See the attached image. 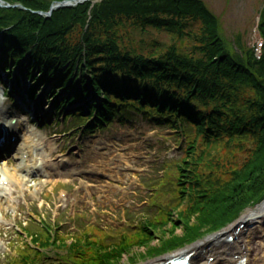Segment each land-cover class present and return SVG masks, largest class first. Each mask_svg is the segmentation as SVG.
<instances>
[{"label":"trees","instance_id":"obj_1","mask_svg":"<svg viewBox=\"0 0 264 264\" xmlns=\"http://www.w3.org/2000/svg\"><path fill=\"white\" fill-rule=\"evenodd\" d=\"M1 1L21 8H0V70L25 74L32 98L49 86L56 113L78 130L141 115L175 132L185 148L164 178L175 203L159 218L114 245L90 242L86 234L67 244L42 221L38 233L20 227L30 241L9 264H38L42 253L33 248L74 251L84 258L78 264H121L123 255L139 264L220 232L264 201V6L258 57L240 36H225L203 0H101L49 18L38 13L71 0ZM152 30L172 41L141 39L145 48H136L134 35ZM133 248L145 252L136 256Z\"/></svg>","mask_w":264,"mask_h":264},{"label":"rangeland","instance_id":"obj_2","mask_svg":"<svg viewBox=\"0 0 264 264\" xmlns=\"http://www.w3.org/2000/svg\"><path fill=\"white\" fill-rule=\"evenodd\" d=\"M203 1L220 17L228 39H234L238 35L249 47L261 48L262 41L257 26L264 0ZM141 39L147 40L148 44L151 39H157L162 44L172 41L169 35L153 30L149 31L148 36L136 33L132 38L136 48H145L139 45ZM3 76L7 80L9 92L13 91V97L16 99L23 98V88L33 87L25 75L19 72H14L8 79ZM36 78L41 80L39 75ZM16 81L20 85L19 88ZM15 89L21 90L18 97ZM39 89L41 91L31 101L30 111L25 106H22V109L15 107V103L8 106L7 99L2 98L0 90V110L3 113L11 112L17 122L22 121L26 125H20L23 127L21 140L8 159L0 161V171L18 174L21 149L29 142L42 146L54 144L56 151V156L50 160L47 158L49 152L43 147L35 150L28 165L31 168L39 167L40 170L31 171L27 176L19 173L28 190L17 192L2 206L0 264H9L19 256V248L25 242L28 243V238L19 231L22 225H25L26 230L38 232L41 229L38 220H42L45 224L59 227L58 233L67 236L69 241L76 240L82 230L93 235V241L103 240L104 235L97 230L101 228L106 234L104 244H113L118 241L120 235L135 232L144 219L159 218L160 213L169 210L175 203L173 195L170 194L173 185L166 184L167 180L164 178L171 169L170 165H174L183 156L185 148L182 138L169 129L155 126L140 115L133 114L126 117L127 119H116L112 125L101 131L89 129L88 132L81 133L72 130L74 125L71 119L63 123L61 116H58L54 120L55 109L53 101L48 100V87L41 86ZM24 99L26 103L30 102L25 97ZM81 105L86 107L84 102H81ZM33 109L35 112L32 114ZM26 113L30 117L37 116V125L33 123L30 127L32 119L28 122L26 118H19ZM96 189L101 194H98ZM158 191L160 193L157 197ZM250 209L244 211L240 217ZM171 218L174 221L176 213H172ZM239 223L240 221L230 224L225 229ZM245 230L246 228H238L237 232L242 233ZM175 233L182 235V229L177 227ZM213 236L215 235H208L202 241ZM223 242H226V237ZM156 243L157 240L154 239L152 245ZM196 243L198 241L193 244ZM232 243L233 241L226 244ZM192 245L139 264L166 261ZM130 252L138 256L144 253L145 249L133 248ZM44 253L39 264H76L83 261L69 259L51 250ZM129 256L123 255L121 264H128ZM208 261L210 262L209 259ZM240 261L242 259L238 264Z\"/></svg>","mask_w":264,"mask_h":264},{"label":"bare ground","instance_id":"obj_3","mask_svg":"<svg viewBox=\"0 0 264 264\" xmlns=\"http://www.w3.org/2000/svg\"><path fill=\"white\" fill-rule=\"evenodd\" d=\"M85 1L95 2L96 0H74L72 3L78 4ZM24 100L25 99H22V102L26 104ZM0 124L7 125V122L0 119ZM8 129V132L11 134L18 135L19 131L17 127L9 125ZM53 146L54 144H44V146H42L29 142L23 148V150H25L23 155L27 154L28 158L31 159L35 150H40V148L43 147L45 151L49 152L47 158L51 160L56 156V151ZM28 164L29 162L23 161V166L19 169L18 173H24L27 176L31 171L38 172L40 170L39 167L31 168ZM0 173H2L0 174L1 212L3 204L9 202L12 196L21 188L28 190V187L25 180L20 179V175L16 172L10 174L8 171L3 170L0 171ZM96 191L98 194L100 193L98 189H96ZM239 221L240 223L238 225L230 226L221 234L205 239L204 241L198 242L180 251L179 255L193 252L195 255L192 258L193 264H238V261L241 259L245 261L239 264H264V202L254 209L248 210L246 214L240 217ZM241 224L246 226V230L242 233H238L237 229ZM229 235L235 237L232 244L223 242V239ZM204 257L205 260L207 259L206 261Z\"/></svg>","mask_w":264,"mask_h":264},{"label":"water","instance_id":"obj_4","mask_svg":"<svg viewBox=\"0 0 264 264\" xmlns=\"http://www.w3.org/2000/svg\"><path fill=\"white\" fill-rule=\"evenodd\" d=\"M74 1V0H73ZM64 2V3H61L59 6H56V7H51L49 13L47 14H44V13H39L40 15H43L45 18H48L51 16L52 12L55 10V9H58V8H61V7H69V6H73L71 3L73 2ZM0 7H5V8H10L11 6L7 5V6H4V3L2 1H0ZM239 221V220H238ZM238 221H236L235 223H237ZM245 225L243 224V226L240 227V229H243ZM223 231H221L220 233H222ZM220 233H217L215 235H218ZM232 238L229 239V241H231Z\"/></svg>","mask_w":264,"mask_h":264},{"label":"flooded vegetation","instance_id":"obj_5","mask_svg":"<svg viewBox=\"0 0 264 264\" xmlns=\"http://www.w3.org/2000/svg\"><path fill=\"white\" fill-rule=\"evenodd\" d=\"M81 237H82V235H81Z\"/></svg>","mask_w":264,"mask_h":264}]
</instances>
